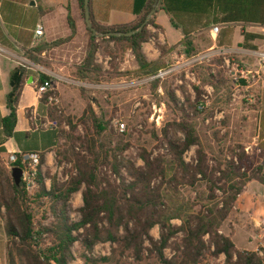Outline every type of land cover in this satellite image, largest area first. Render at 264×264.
<instances>
[{"label": "trees", "instance_id": "obj_1", "mask_svg": "<svg viewBox=\"0 0 264 264\" xmlns=\"http://www.w3.org/2000/svg\"><path fill=\"white\" fill-rule=\"evenodd\" d=\"M77 1L85 19V0ZM155 1L134 0L133 14L138 19L129 25L102 26L95 23L91 13L94 30L87 27V54L77 72L80 80L95 84L104 82L102 70L95 60L101 47L114 61L121 60L128 52L134 56L137 69L120 73L119 65L113 63L116 75L149 79L170 68L171 55L178 48L183 47L186 54L195 56L200 52L201 43L211 47L213 41L207 35L213 24H243L244 40L239 48L244 50L257 52L259 43L264 41V35L246 29L258 20L256 11L252 10L257 7V0H161V8L169 15L174 27L181 30L184 39L172 48L157 43L161 58L149 62L142 47L152 40L157 41L150 26L162 30L155 22V15L133 36L119 34L138 31L153 11ZM67 41H57L54 46ZM40 57L39 50H34L30 56L36 63L41 62ZM217 63L222 66V61L217 60ZM25 74V69L18 68L11 76L12 91L8 96L11 113L2 122L6 139L15 135L17 106ZM199 78L202 86L210 85L215 89L214 108H226L232 85L226 72L217 69L213 73L211 68L201 67ZM48 81L52 79L40 75L37 90ZM237 82L243 88L248 87L244 80ZM159 83L153 82V91H158ZM196 90L200 95V89ZM165 91L170 98L171 105L168 103V106L179 113L180 119L174 120L160 134L152 133L153 140L165 152L155 154L142 148L139 153L144 163L142 167H137L125 156L133 145L134 136L127 130L124 133L113 130L99 103L95 106L101 110L100 114L88 103L82 117L75 121L50 105L48 96L40 99L56 127L58 140L66 139V143L56 150L57 165L68 163L73 169L69 179L59 183L50 171L42 172L44 159L40 157L36 187L30 192L24 180L17 185L12 177L13 168L26 171L30 161L24 163L23 157L16 156L14 163H7L6 150L0 148V213L4 210L7 237L11 243L9 264H72L75 261L72 249L77 243L86 252L99 244L114 246L111 257L97 260L84 255V264L120 263L127 256L141 262L145 251L155 253L161 264H202L211 249L213 257L225 256V264H262L256 252L236 248L233 230L226 235L223 229L246 187L253 181L264 185V165H257L244 146L229 144L228 134L221 136L213 125L206 126L207 116L197 105L189 100L187 105L179 106L174 90L165 87ZM261 93L258 89L247 96H253L257 105L263 106ZM63 123L70 126V134L62 129ZM229 125L224 123L227 128ZM79 126L83 127V135L74 136ZM258 132L264 142L263 109ZM192 149H195V159L188 163L186 154ZM105 169L110 176L104 174ZM123 171L128 179L123 176ZM46 180L51 181L50 189ZM81 191L84 207L79 213L82 219L73 223L69 218L73 212L70 202L73 195ZM173 221H180L181 226L176 227ZM156 227L160 228L159 240L151 236ZM179 234L181 246L169 260L165 251Z\"/></svg>", "mask_w": 264, "mask_h": 264}, {"label": "rangeland", "instance_id": "obj_2", "mask_svg": "<svg viewBox=\"0 0 264 264\" xmlns=\"http://www.w3.org/2000/svg\"><path fill=\"white\" fill-rule=\"evenodd\" d=\"M74 15V11L72 16ZM75 26V25H74ZM77 26V25H76ZM78 28L80 32L81 27ZM221 34V33H220ZM219 34V36H220ZM183 35V34H182ZM184 36V35H183ZM219 36L216 40L210 35L213 44L219 41ZM237 40V38L235 39ZM230 42L234 45L235 50L225 51L219 50V48H209L207 43H201L200 52L195 56H189L186 54L184 58H171V64L169 69L174 71L169 74L168 77L159 80L149 79H135L132 76H118L113 71V63L119 65L120 73L133 72L137 69V64L134 56L128 52L124 54L123 58L113 60L111 56L105 55L104 47H101L95 56L96 64L100 66L104 82L101 84H95L89 81H82L77 77L78 68L82 64L87 54V44L79 41L75 44V53L72 57L66 58L63 50H57L53 54L54 60H49L46 57H40L41 62L36 63L31 60L37 69V73L40 75L43 72L47 73V69L52 77V82L55 85V93L59 98V106H55L60 113L66 117L73 118L78 121L84 111L87 108L88 103L94 105V108L98 114L101 110L96 107L97 103L103 108V113L107 115L110 120L111 128L115 130L117 123L125 124L126 130L129 131L134 139L132 140V147L125 154V156L136 164L137 167H142L144 163L139 158V153L142 148L148 149V151L158 154L159 152H165L161 149L160 144L153 140L152 133L160 134L162 130L170 126L174 120L180 119L179 113L170 104V98L166 94L165 87L174 90L175 97L179 101V106L187 105V101L197 105L198 110L201 111L204 116H207L206 126L213 125L215 130L220 131L221 136L228 134L227 141L229 144H240L245 147L246 153L254 160L257 165H264V148L263 141L258 132L259 120L262 116L261 104L256 103V98L251 96L253 102L249 99V93H253L258 89H261V95L264 96V64L261 63V54L264 53V42L259 43V51L252 52L247 51L236 46V41ZM229 44V43H228ZM222 47L221 43H218V47ZM110 47H114L111 43ZM223 53L228 54L231 59V65L227 66L224 62ZM217 60L222 61V66H219ZM239 64L240 67H247L251 72L256 74V79L252 80V87L250 89L242 90L235 93V88L239 85V82L235 80L237 75V68L234 65ZM201 67H209L213 73L217 69H223L227 77L232 80L231 85V97L229 104L226 108H214L215 101V89L210 86H202L201 79L199 78V72ZM168 69V70H169ZM51 70V71H50ZM155 81H160L158 91L152 90V84ZM197 88L201 93L198 95ZM234 95H236L234 97ZM205 97L208 100H205ZM263 102V100H262ZM171 105V104H170ZM203 105V109H199V106ZM228 122L229 128L224 126V123ZM62 129L70 134L71 128L66 123H63ZM116 131V130H115ZM83 135V127L79 126L78 131L74 133V136ZM181 137V134H180ZM66 143V139L60 140V148ZM195 159V149H192L186 154V161L192 163ZM59 169L53 177L59 183H64L69 179V173L72 171V164L63 163L59 166ZM104 174L109 176L111 173L104 170ZM75 173V171H74ZM123 176L128 179L127 174L123 171ZM261 189L258 184L252 186L251 191ZM84 190V189H83ZM82 190V191H83ZM82 191L73 195L70 205L72 211L69 215L71 222L78 223L82 216L79 211L84 207ZM80 203V204H79ZM80 205V206H79ZM235 223V216L227 222L223 231L230 234V230H233ZM173 225L176 227L181 226L180 221H173ZM226 230V232H225ZM83 232V231H82ZM151 236L155 240L160 239V228L156 227L151 231ZM253 236L242 228L238 230L234 241L240 249L247 248V239ZM182 236L179 234L175 239L171 241L170 247L165 251L167 259H172L181 246ZM11 246V243H10ZM113 247L110 243L99 244L91 252L83 251L77 243L72 249L75 261L72 264H84L85 255L91 259H102L111 257ZM146 247L151 248L149 244ZM10 249V247H9ZM213 249L208 252L206 260L202 264H225V256L213 257ZM94 253V255H92ZM101 264H161L156 257V254H150L149 251H145L143 261L138 262L134 258L127 256L120 263H101Z\"/></svg>", "mask_w": 264, "mask_h": 264}, {"label": "crops", "instance_id": "obj_3", "mask_svg": "<svg viewBox=\"0 0 264 264\" xmlns=\"http://www.w3.org/2000/svg\"><path fill=\"white\" fill-rule=\"evenodd\" d=\"M133 5L134 0H91L92 18L95 23L102 26L134 24L138 18L133 14ZM153 10H155V22L162 30L149 27V30L157 36V41L152 40L143 44L142 47L143 54L149 62H156L161 58L157 43L172 48L180 45L184 39L181 30L174 27L169 15L161 8V0L155 1ZM252 10L256 11L258 20L251 22L246 29L248 32L264 35V0H257V7ZM213 25L221 27V34L218 35L219 41L209 48L233 51L235 47L230 44L231 41L237 38L235 45L238 47L243 43L241 28L243 24ZM39 26L44 28V37L38 45H35V31ZM78 26L81 27L80 32L76 28ZM211 33L212 28L207 36L210 37ZM61 40L68 41L61 46H54V43ZM79 41L86 42L88 45L89 35L77 0H0V148L6 150L7 163L16 156L26 159L43 157L44 164L41 166L43 173L50 171L51 174H55L59 169L56 150L60 146V141L57 138L55 125L49 119L47 107L40 102L41 98L37 93L40 74L37 73L30 56L34 50H39L41 57L52 61L53 54L57 50H63L65 57L69 58L74 55L75 44ZM219 42L223 45L222 47H218ZM174 56L173 53L171 58ZM18 68L25 69L26 74L17 106L15 135L6 139L2 122L11 113L8 107V96L12 91L11 76ZM43 74L52 77L48 69L47 73L43 72ZM53 86L55 88L54 83ZM255 184H258L261 189L251 191ZM46 185L50 189L51 181L46 180ZM232 216H235L233 241L241 228L253 234L247 239V248L240 249L234 241L236 248L239 251L248 252H257L259 248H264L263 184L253 181L246 187L229 220ZM9 243L2 210L0 213V264H9Z\"/></svg>", "mask_w": 264, "mask_h": 264}, {"label": "built area", "instance_id": "obj_4", "mask_svg": "<svg viewBox=\"0 0 264 264\" xmlns=\"http://www.w3.org/2000/svg\"><path fill=\"white\" fill-rule=\"evenodd\" d=\"M221 31V27L220 26H214L212 28V37L214 40H216V37L219 35ZM44 37V28L42 26H39L36 31H35V45H38L42 38ZM175 57L177 58H184L186 57V52L185 49L183 47H180L177 49V51L174 52ZM224 56V62L227 66L231 65V59L228 57V54L223 53L222 54ZM261 63L264 64V53L261 54ZM235 68H237V75H235V80L239 81V80H244L248 83V87L246 89H250L253 85H252V80L256 79V74L258 73H253L251 72V70H249L247 67H240L239 64L234 65ZM174 70L173 69H169L166 71H161L157 76L152 77L151 80H159V79H164L166 77L169 76V74H171ZM252 79V80H251ZM242 90H245V88L241 87L240 85H237L235 88V93L241 92ZM38 95L40 96V98H42L43 96H48V103L52 106H59L60 101L58 96L55 93V88L53 86V82L52 81H48L45 82L44 84H42L39 89L37 90ZM236 95H234L235 97ZM205 100H208L207 97H205ZM251 102L252 99H249ZM199 109H203V105L199 106ZM115 130L118 133H124L126 131V126L125 124L122 123H117L115 125ZM16 157H12L10 159L9 163H14L16 161ZM28 161H32L30 162V164H28L26 166V171L25 172V176L23 178V180L26 182L28 190L30 192L34 191L35 187H36V175L38 172V167L40 165L39 163V159L38 157H30L29 159L24 158V163L28 162ZM263 177H264V173H263ZM4 211V210H3ZM258 254V257L262 260V264H264V248H259L256 252ZM92 255H94V253H92Z\"/></svg>", "mask_w": 264, "mask_h": 264}, {"label": "water", "instance_id": "obj_5", "mask_svg": "<svg viewBox=\"0 0 264 264\" xmlns=\"http://www.w3.org/2000/svg\"><path fill=\"white\" fill-rule=\"evenodd\" d=\"M84 8H85V22H86V25L89 29H93V26H92V23H91V7H90V0H85L84 1ZM155 13V10L151 11V13L149 14L146 22L139 28L138 31H135L134 33H128V34H119V36H128V37H131L133 36L134 34H136L137 32L143 30L144 26L147 24V22L152 18V16L154 15ZM25 176V172L24 170H22L21 168H13L12 169V177L13 179L15 180V183L17 185H20L21 182L23 181V178ZM9 247H10V243H9Z\"/></svg>", "mask_w": 264, "mask_h": 264}]
</instances>
